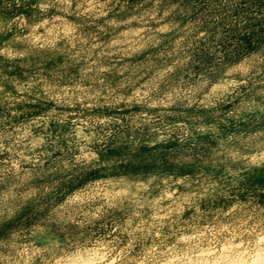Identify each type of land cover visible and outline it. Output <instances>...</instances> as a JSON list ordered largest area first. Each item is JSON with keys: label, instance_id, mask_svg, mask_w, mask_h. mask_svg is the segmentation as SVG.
Here are the masks:
<instances>
[{"label": "rangeland", "instance_id": "1", "mask_svg": "<svg viewBox=\"0 0 264 264\" xmlns=\"http://www.w3.org/2000/svg\"><path fill=\"white\" fill-rule=\"evenodd\" d=\"M0 264H264V0H0Z\"/></svg>", "mask_w": 264, "mask_h": 264}, {"label": "bare ground", "instance_id": "2", "mask_svg": "<svg viewBox=\"0 0 264 264\" xmlns=\"http://www.w3.org/2000/svg\"><path fill=\"white\" fill-rule=\"evenodd\" d=\"M38 233V232H37ZM42 233V232H41ZM221 261V260H220Z\"/></svg>", "mask_w": 264, "mask_h": 264}]
</instances>
